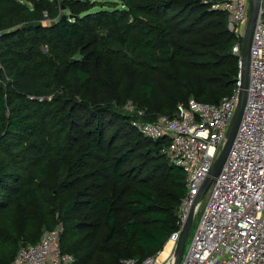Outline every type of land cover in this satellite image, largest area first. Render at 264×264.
Listing matches in <instances>:
<instances>
[{
    "label": "trees",
    "instance_id": "obj_1",
    "mask_svg": "<svg viewBox=\"0 0 264 264\" xmlns=\"http://www.w3.org/2000/svg\"><path fill=\"white\" fill-rule=\"evenodd\" d=\"M204 1L0 0V264L58 224L73 264L163 250L185 174L111 103L156 118L237 89L240 38Z\"/></svg>",
    "mask_w": 264,
    "mask_h": 264
},
{
    "label": "built area",
    "instance_id": "obj_2",
    "mask_svg": "<svg viewBox=\"0 0 264 264\" xmlns=\"http://www.w3.org/2000/svg\"><path fill=\"white\" fill-rule=\"evenodd\" d=\"M210 9L228 15L240 42L232 53L241 64L242 35L250 0H206ZM239 27V28H238ZM240 82L218 104L189 98L171 116L145 121L146 110L128 104L137 119L130 126L144 138L167 144L161 153L185 174V194L177 210L176 230L165 245L175 249L189 211H200L198 224L179 264H264V21L262 8L254 24L248 53L245 106L227 159L205 194L201 193L210 171L225 145L238 103ZM41 100V99H40ZM204 201V205H202ZM202 207V209H201ZM62 226L44 231L35 244L19 247L8 264H73L74 257L60 247ZM164 245V246H165ZM164 248V247H163ZM123 264H161L159 255Z\"/></svg>",
    "mask_w": 264,
    "mask_h": 264
},
{
    "label": "water",
    "instance_id": "obj_3",
    "mask_svg": "<svg viewBox=\"0 0 264 264\" xmlns=\"http://www.w3.org/2000/svg\"><path fill=\"white\" fill-rule=\"evenodd\" d=\"M261 8H262V0H250L249 9H248V17H247V21H246L243 35H242L241 64L239 65V69H240V72H239V82H240L239 103H238L237 111L233 119L230 131L228 133L227 141L225 145L223 146L218 158L216 159L210 171V175L208 179L204 183V186L201 190L202 194L206 193L213 179L219 175L227 159L229 150L234 142V139L238 131V127H239L242 114L244 111V106H245V89L247 87V80H248V53L250 50L254 24L258 18L259 11ZM69 18L73 19V16H69ZM192 216H193V209L189 211L186 223L176 243L175 253H174V264H179L183 256L185 239H186L190 224L192 222Z\"/></svg>",
    "mask_w": 264,
    "mask_h": 264
},
{
    "label": "rangeland",
    "instance_id": "obj_4",
    "mask_svg": "<svg viewBox=\"0 0 264 264\" xmlns=\"http://www.w3.org/2000/svg\"><path fill=\"white\" fill-rule=\"evenodd\" d=\"M21 2H23L24 0H20ZM115 0H92V2H96V5L97 4H101L102 2H114ZM229 18V17H228ZM234 28H236L235 26V23L229 19L228 20V29L230 31H232ZM239 28V27H238ZM136 104L134 102V100L132 99H127L123 105H119V104H116V102H112L111 105L113 108H115V110H118L119 112H121L123 115L127 116L129 118V122L133 119H137V115H136V112L135 110H129L127 109V106L128 104ZM140 108V107H139ZM159 116V115H158ZM156 116V118L158 117ZM154 118V117H153ZM145 118L144 120L145 121H150V120H155L156 118ZM202 205H204V201H202ZM202 209V207H201ZM201 211V210H200ZM200 211L198 212V214L195 215V217L192 219V222L190 224V227H189V230H188V233H187V236H186V239H185V246H184V252H186L189 244H190V241L192 239V236H193V233L196 229V226L198 224V220H199V216H200ZM94 216V215H92ZM91 224L93 226V228L95 227V231L93 233V235L90 237V238H87L86 237V233L87 231H85V227H81V228H78V237L76 236V242L78 243L80 239H82L81 241L84 240V243H82V245H80V248L82 249V254H83V251L87 250L88 247L86 246H90L91 248L93 247V244H94V240L97 238V236L99 235L97 230L100 228V225L95 223V220H92L91 221ZM94 240H92V238H94ZM80 241V242H81ZM62 245L67 248V250L69 249L70 245L68 243V240L67 239H63V242H62ZM166 246V245H165ZM164 246V247H165ZM71 249L75 250V246L71 247ZM164 249V248H163ZM162 252V251H161ZM174 253H175V249L173 251H171V254L169 256V258L165 259V260H160L162 261L161 264H171L173 258H174ZM97 258V255L95 253H92L89 257V261L88 262H92V260L94 261L95 259ZM126 260V259H122L121 261H119V264H123V261Z\"/></svg>",
    "mask_w": 264,
    "mask_h": 264
},
{
    "label": "bare ground",
    "instance_id": "obj_5",
    "mask_svg": "<svg viewBox=\"0 0 264 264\" xmlns=\"http://www.w3.org/2000/svg\"><path fill=\"white\" fill-rule=\"evenodd\" d=\"M169 252H170V245L167 244V245L164 247V249L162 250V252L160 253V255H159V260H162V261H163V260L167 259ZM162 261H161V262H162ZM171 264H174V258H173Z\"/></svg>",
    "mask_w": 264,
    "mask_h": 264
},
{
    "label": "crops",
    "instance_id": "obj_6",
    "mask_svg": "<svg viewBox=\"0 0 264 264\" xmlns=\"http://www.w3.org/2000/svg\"><path fill=\"white\" fill-rule=\"evenodd\" d=\"M168 258V257H167Z\"/></svg>",
    "mask_w": 264,
    "mask_h": 264
}]
</instances>
